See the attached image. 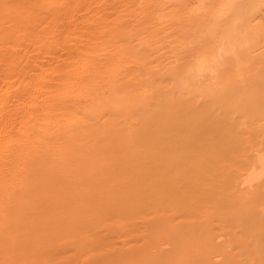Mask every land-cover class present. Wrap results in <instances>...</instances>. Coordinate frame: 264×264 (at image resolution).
I'll list each match as a JSON object with an SVG mask.
<instances>
[{
  "label": "bare ground",
  "instance_id": "6f19581e",
  "mask_svg": "<svg viewBox=\"0 0 264 264\" xmlns=\"http://www.w3.org/2000/svg\"><path fill=\"white\" fill-rule=\"evenodd\" d=\"M0 264H264V0H0Z\"/></svg>",
  "mask_w": 264,
  "mask_h": 264
}]
</instances>
